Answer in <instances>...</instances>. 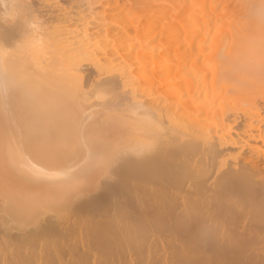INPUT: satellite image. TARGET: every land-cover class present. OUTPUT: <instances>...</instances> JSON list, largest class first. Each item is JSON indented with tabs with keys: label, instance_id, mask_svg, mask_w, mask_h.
I'll list each match as a JSON object with an SVG mask.
<instances>
[{
	"label": "bare ground",
	"instance_id": "6f19581e",
	"mask_svg": "<svg viewBox=\"0 0 264 264\" xmlns=\"http://www.w3.org/2000/svg\"><path fill=\"white\" fill-rule=\"evenodd\" d=\"M1 3L0 264H264V0Z\"/></svg>",
	"mask_w": 264,
	"mask_h": 264
},
{
	"label": "rangeland",
	"instance_id": "374dc122",
	"mask_svg": "<svg viewBox=\"0 0 264 264\" xmlns=\"http://www.w3.org/2000/svg\"><path fill=\"white\" fill-rule=\"evenodd\" d=\"M58 1H59L60 3H62V4H64V5H69L70 2H71V1H74V0H71V1H70V0H58ZM65 1H66V2H65ZM75 1H76V0H75ZM1 2H2V0H0V3H1ZM1 4H2V3H1ZM1 4H0V14H1L0 17L2 16V14H3V9H4V7H3ZM76 10L79 11V9H76ZM39 11H40V10H39ZM43 11H45V10L43 9V10L41 11V12H42L41 14H40V12H39V14L36 13L35 15H36V16H39L38 18H41V19L44 18V19H45V18H48V17H50V16H54L55 13H56V12H51V13H50V12H46V11L43 12ZM15 12H16V14H14ZM37 12H38V11H37ZM12 14H13V17H14L13 19H14L15 21H16V20H19V19L21 18V16H22V15H21L22 13H20V12H19L18 10H16V9L13 10V13H12ZM17 14H18V15H17ZM3 15H4V14H3ZM16 15H17V16H16ZM20 15H21V16H20ZM11 18H12V17H11ZM11 18H10V19H11ZM1 21H2V20H1ZM0 23H1V22H0ZM1 24L3 25V22H2ZM263 89H264V88H263ZM96 191H97V192H96ZM93 193H94L95 195H97V194H98V190L95 189L94 192L91 191V194H93ZM1 214H3V213H1ZM8 222H9V225H11V223L13 224V222H11V220L8 221ZM8 222H7V220H6V221L4 220V223H7V224H8ZM10 222H11V223H10ZM14 224H16L15 221H14ZM17 224H18V223H17ZM13 230H14L13 232H16V231H17V230L15 231V229H13ZM262 245H263L262 247H264V244H262Z\"/></svg>",
	"mask_w": 264,
	"mask_h": 264
}]
</instances>
